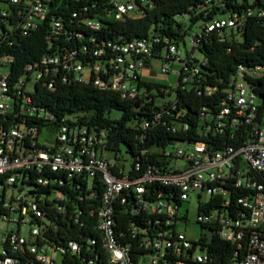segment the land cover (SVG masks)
<instances>
[{
	"label": "built area",
	"instance_id": "1",
	"mask_svg": "<svg viewBox=\"0 0 264 264\" xmlns=\"http://www.w3.org/2000/svg\"><path fill=\"white\" fill-rule=\"evenodd\" d=\"M0 1L5 3L4 7L0 6V15L17 19L15 25L22 31L35 28L48 12L49 0ZM205 2L209 7L215 0ZM97 5L98 10L92 17L80 20L82 25L94 30L101 28L102 20L141 16L151 7V0H94L89 8ZM87 9V5L81 8L83 12ZM76 14L73 13L72 17ZM252 16L264 19V9L247 7L241 12L228 10L203 23H197V31L191 34L190 41L196 48L201 38L212 30L236 25L243 27L244 20ZM187 21V18L182 20L184 29L187 28ZM61 30L60 21L53 19L51 32L58 33ZM162 50L165 52L164 57H161ZM74 54L73 51L49 53L38 61L28 63L18 79V87L23 92L29 91L43 76H54L60 72L63 80L71 75V80L87 81L88 78L85 80L81 74V70L87 67L88 77L94 75L92 83L97 88L144 100L148 92L139 86L140 68L144 66V61L159 58L165 62L160 67L161 71L167 72L171 58H177V45L169 36L152 34L129 41H102L92 50V61L86 64L76 60ZM193 60L189 51L186 59L180 61V68L186 71L180 79L182 89L186 88L198 71L197 62ZM11 61L9 55H0V113L10 110L12 105L7 93L8 65ZM195 61L204 62L205 57L201 55V59ZM51 84L52 80L48 86ZM226 86L217 113L201 114L204 121L214 117V130L222 134L231 133L233 124L240 117L246 123L252 122L259 105V97L248 82L242 65H238L230 74ZM21 96L29 104V97L24 93ZM25 108L30 109L29 106ZM43 116L51 117L48 112L43 113ZM39 136L40 133L34 135V130L28 131L24 126L12 125L5 130L0 129V264H57L51 252L59 253V264H63L66 253L82 254V246L76 241H68L65 246L48 243L45 234L46 227L54 224L51 220L55 218L52 210L62 215L70 212L74 218L80 212L65 193L56 189L40 190L52 184L63 185L62 180L37 175L34 181L36 185L32 186L27 183L31 172H63L68 174V178L84 179L83 186L79 182H70L69 187L84 190L87 197L94 195L93 188L96 185L93 178H97L102 189L95 228L107 264H213L212 258L204 250L190 249L192 241L196 239L190 240L177 230L178 223L187 222V219L182 218L185 213L187 215L185 202L192 192H196L199 199L202 193L207 196L217 193L226 195L228 191L223 188L224 185L255 189L252 195L237 199L245 215L231 218L221 212L210 211L196 215V221L215 224L219 237L237 246L244 240L246 252L232 264H264V190L261 184L252 179V173H264V118L261 122H254L240 146L229 145L213 151L201 143L186 142L193 145L189 153L182 149L174 153L162 150V158L168 160L167 170L161 171L154 165H147L136 176L131 173L130 166L125 170L119 159L107 157L106 135L102 130H91L65 117L57 126L50 144L40 142ZM172 159L183 160L184 164L176 165L171 162ZM121 160L124 161L123 157ZM139 168V162H135L134 170ZM151 182L176 189L180 203L174 204L160 194L146 200L145 184ZM125 189L135 194L138 210L146 211L156 218V222L162 223L150 232H144L131 223L127 230L135 240L134 245L121 242L119 237L123 233L117 234L115 229V204L118 201L124 203L122 192ZM82 197L78 196L77 200H82ZM67 205L70 206L68 210ZM168 225H174V228ZM82 256L80 264H94L97 259L86 254Z\"/></svg>",
	"mask_w": 264,
	"mask_h": 264
},
{
	"label": "trees",
	"instance_id": "2",
	"mask_svg": "<svg viewBox=\"0 0 264 264\" xmlns=\"http://www.w3.org/2000/svg\"><path fill=\"white\" fill-rule=\"evenodd\" d=\"M91 1L94 0H49L48 12L44 19L35 28L25 31L15 25L17 19L0 15V55L6 54L12 58L8 65L7 77V93L12 99V105L10 110L0 113V129L5 130L12 125L24 126L28 131L34 130V135H37L44 126L54 128L55 131L63 118L79 113L77 121L80 124L105 133L106 150L111 152L115 159L118 160L116 154L124 147L125 152L132 158L129 163L131 173L136 176L142 173L147 165H154L161 171L167 170L168 160L162 158V150L167 143L196 142L213 151L229 145L240 146L249 135L254 122L263 120L264 19L254 16L246 18L243 27L236 25L228 29H215L201 38L196 49L205 57V61L193 60L197 62L198 71L184 89L181 88L180 79L186 71L180 68L177 72V84L174 89H168V92L158 84L139 78V86L148 92L144 100L129 98L112 90L99 89L92 83V74L87 81H76L69 79L71 75L63 80L62 72L54 76H43L29 91L23 92L22 88L18 87V79L22 76L25 66L38 61L46 54L73 51L76 60L86 64L92 61V50L102 41H129L152 34L159 37L169 36L176 45L179 41L184 45L186 31L197 23H203L228 10L241 12L247 7L264 9V0H215L209 7L206 0H151V7L141 16L102 20L101 28L94 30L80 23L81 19L92 17L97 12L99 4L89 8ZM85 5L88 9L83 12L81 8ZM73 13H77L75 17H72ZM184 18L188 20L186 29L183 28ZM53 19H58L62 24V30L58 33L51 32ZM157 47L160 48V45ZM147 62L148 60L144 61V66L148 65ZM238 65L245 68L248 82L258 97L261 95L258 110L252 122L246 123L240 117L233 124L231 133H218L214 130V117L204 121L201 114L217 113L225 94L227 78ZM50 80L52 84L48 86ZM23 93L29 97V104L25 103L21 96ZM165 94L171 99L163 101ZM24 106H29L30 109L27 110ZM112 110H117L120 114L111 116ZM45 112L51 117H44ZM144 150L145 152H142ZM135 162L140 164L137 171L134 170ZM37 175L62 180L63 185L52 184L40 190L44 192L56 189L65 193L80 212L78 217L74 218L70 212L62 215L52 210L55 218L51 220L54 224L46 227L45 234L48 243L65 246L68 241H76L82 246L83 255L97 258L94 264H107L101 248V239L95 228L101 183L96 177L93 178L96 185L93 188L94 195L87 197L84 190L69 187L70 182H79L83 186L84 179L68 178V174L63 172H31L27 183L35 186ZM252 179L261 184L264 190V173H252ZM223 188L228 191L226 195L209 194L204 202L197 196L196 215L210 211L221 212L231 218L239 214L245 215L246 212L237 199L252 195L255 189L226 185ZM145 190L146 200L160 194L174 204L181 201L178 191L171 186L151 182L145 184ZM122 194L124 203L118 201L115 204V229L117 234L123 233V236L119 237L121 242L134 245L135 240L127 230L131 223L144 232H150L162 223L156 222V218L146 211L138 210L133 191L125 189ZM78 196H83L82 200H77ZM68 209L70 206L67 205ZM182 218L187 219L186 213ZM196 222L208 235L200 234L192 241L191 250H204L212 258L213 264H232L245 254L244 240L237 246L220 238L215 224ZM168 227L174 228V225ZM82 254L66 253L62 262L80 264Z\"/></svg>",
	"mask_w": 264,
	"mask_h": 264
},
{
	"label": "rangeland",
	"instance_id": "3",
	"mask_svg": "<svg viewBox=\"0 0 264 264\" xmlns=\"http://www.w3.org/2000/svg\"><path fill=\"white\" fill-rule=\"evenodd\" d=\"M0 6H5V3L0 1ZM197 31V25H193L189 30H187L185 38H184V45L182 42H178L177 45V58L172 57L169 61V71L163 72L161 71L160 67L165 62L163 60H160L159 58H151L148 60L146 66H143L140 68V78L144 81H149L155 84H158L161 88L164 87L165 90L168 92V89H174L177 84V71L182 66V62L186 59V54L191 51V56L194 59L200 60L201 55L195 48L194 44L191 43L190 38L191 34ZM165 52L162 50L161 57H164ZM89 68L85 67L81 70V74L83 78L86 80L88 78ZM173 93V91H172ZM162 100H170L171 97L164 96ZM120 112L117 110H112L110 115L111 116H117ZM79 116V113L77 114H70L67 116V119L71 122L77 121V118ZM54 128H50L47 126H44L41 128L39 141L43 144H50L53 141L54 138ZM193 148V145L187 144L186 142H173V143H167L164 146V150L169 153H174L178 149H182L185 153H189ZM160 152V151H158ZM107 157L114 159L113 154L110 152H106ZM117 158L119 159V162L121 164H124L125 170L128 169L129 163L132 160L131 155L128 152H125L124 147L121 148V151L116 154ZM125 159V161H122L121 159ZM172 163L176 165H183L184 161L180 159H172ZM207 194L202 193L200 195V201H204L207 199ZM197 195L196 192H192L190 194L189 199L185 202V207L187 209V222L186 223H178L177 224V230L182 232L184 236L190 240L196 239L200 234H206L208 235L207 231L200 228L199 224L196 222V206H197ZM51 255L55 262L59 264L61 262L60 254L57 252H51Z\"/></svg>",
	"mask_w": 264,
	"mask_h": 264
},
{
	"label": "water",
	"instance_id": "4",
	"mask_svg": "<svg viewBox=\"0 0 264 264\" xmlns=\"http://www.w3.org/2000/svg\"><path fill=\"white\" fill-rule=\"evenodd\" d=\"M259 97H261V95H259Z\"/></svg>",
	"mask_w": 264,
	"mask_h": 264
}]
</instances>
